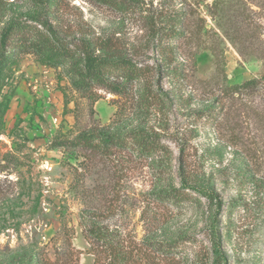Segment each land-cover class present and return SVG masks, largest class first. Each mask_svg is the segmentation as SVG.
Masks as SVG:
<instances>
[{
  "label": "rangeland",
  "instance_id": "374dc122",
  "mask_svg": "<svg viewBox=\"0 0 264 264\" xmlns=\"http://www.w3.org/2000/svg\"><path fill=\"white\" fill-rule=\"evenodd\" d=\"M120 1L125 0H0V264H27L36 251L56 264H92L82 218L118 230L131 245L148 238L176 241L146 264H210L206 200L190 189L178 203L154 194L158 170L165 173L164 183L181 186L180 164L186 176L212 174L216 180L225 200L220 231L227 264H264V80L254 92L226 100L218 124L211 125L201 109L210 98L207 90L217 93L222 77L206 89L198 80L215 74L213 57L208 50L192 56L193 42L168 38L163 87L180 98H171L165 112L142 117L134 97L101 89L98 98L88 97L71 72L82 60L75 38L119 32L144 64L156 66L160 53L151 21L181 5L137 0L122 8ZM213 1L186 0L187 12L215 25L207 7ZM216 17L225 81L260 77L264 0H219ZM11 25L17 31L2 46ZM242 32L245 39L225 35ZM138 126L157 133L168 154L144 157L117 149L106 156L73 143L82 131ZM212 145L218 155L210 157L206 149Z\"/></svg>",
  "mask_w": 264,
  "mask_h": 264
},
{
  "label": "trees",
  "instance_id": "16d2710c",
  "mask_svg": "<svg viewBox=\"0 0 264 264\" xmlns=\"http://www.w3.org/2000/svg\"><path fill=\"white\" fill-rule=\"evenodd\" d=\"M179 3L181 4L179 8L173 6L172 11L165 17L159 18V21H151L154 22L151 32L152 42L156 44L160 53V62L156 66L144 64L138 58L135 45L128 46V42L119 32H112L105 36L75 38L73 46L82 58L79 64L75 63L71 67L76 87L94 99L98 98L97 90L100 89L120 98L134 97L135 107L142 117L154 111L165 112V106L172 101L171 98L179 100L180 97L175 93L171 95L172 93L163 87V79L168 71L166 66L170 61L167 57L169 45L164 40L171 38L177 41L184 38L193 42L195 49L191 52L192 56L199 50H208L213 57L215 74L206 79H199L198 82L202 87L206 89L211 82L217 83L216 78L222 77L217 93L212 88L207 90L210 98H207V104L201 109L202 116L209 124H218L226 100L232 99L235 94L248 95L254 92L264 80V72L260 77L245 80L240 84L226 82L223 39L215 27L220 26L216 17L219 0H214L207 5L215 25L209 24L202 15L193 16L192 13L187 12L186 0H180ZM130 4L137 5L138 2L137 0H125L122 3L120 1L119 6L127 8ZM162 23L163 28L160 26ZM42 26L50 32L54 41L62 47L65 46L50 23L43 21ZM16 31V25H11L4 31L1 36L2 46L6 45L9 36ZM225 35L230 38L242 37V39L247 36L245 32L236 36L229 33ZM47 43L51 47L52 43L49 41ZM170 72L175 76L178 75L176 68L171 69ZM119 110L120 107L116 114ZM73 143L81 149L96 150L106 156L117 149H129L144 157H154L159 153L168 154L167 146L161 143L157 133H151L142 126L133 127L124 132L105 129L86 130L79 133ZM206 152L210 157L218 155L216 145L207 148ZM178 173L181 186L175 187L171 182L164 183L165 173L163 170H158L157 181L160 187L154 192L155 197L160 201L178 203L188 195L183 190L190 189L204 198L210 208L207 216L210 264H227L228 259L220 231V218L225 200L216 187L214 176L212 174L206 177L196 176V178L186 176L181 172V164ZM82 234L89 244L88 253L94 254L92 264H146L147 259L152 255L154 258V254L168 252L176 246L175 240L169 243L155 238L143 239L131 245V242H126L125 237L118 230L110 229L90 218H82ZM27 264H56V262H52L36 251L29 255Z\"/></svg>",
  "mask_w": 264,
  "mask_h": 264
}]
</instances>
